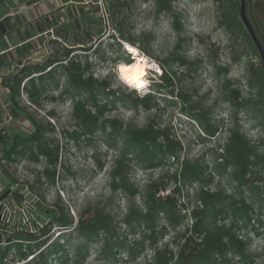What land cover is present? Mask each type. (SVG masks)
I'll return each instance as SVG.
<instances>
[{
	"label": "trees",
	"instance_id": "1",
	"mask_svg": "<svg viewBox=\"0 0 264 264\" xmlns=\"http://www.w3.org/2000/svg\"><path fill=\"white\" fill-rule=\"evenodd\" d=\"M137 1L89 0L88 4H83L82 0H65L72 7L67 8L66 16L60 20L61 24L53 30V39L46 45L48 52L41 57H34L30 53L28 62L20 63L21 67L15 75L5 79L4 85L15 101V115L26 119L32 131L27 135L15 133L11 138L0 132V161H4L6 167L7 164L15 163V158L18 157L32 162H39L42 158L45 167L36 174L32 183L21 185L19 189H15V179H12L11 192L2 203L11 209H24L29 199L36 200L40 206L44 199L41 194L37 196L33 193L35 185L41 186L42 178L50 184L55 182L59 147L46 137L52 130V125L35 121L19 106V100L25 95L31 105L41 108L44 95L51 89H58L59 78H62L65 85L61 94L73 99L72 120L81 128L83 134L92 135L97 131L105 133L111 128L110 135L123 141L124 148L120 150L109 173L112 192L121 191L130 198L138 192L129 180L130 155L151 165L161 164L169 158L178 163L179 169L171 177L175 185L170 192L162 195L168 186L162 178L149 182L142 192L141 207L131 202L121 221L129 228L137 226L143 229L141 244L145 242L153 250L152 258L144 264H252L253 255L248 251L249 245L237 232L240 227L246 228L251 221L252 207L243 196V191L247 190L252 200L256 192L254 182L260 179L249 177L254 174V170H264V137L260 139L258 147H255L238 127L230 129L227 141L222 147V154L219 155L221 163L216 164L215 170L224 174L231 169L230 177L236 185L231 194L220 189L209 192L206 189L209 178L205 169L198 162L188 159L179 161L182 146L170 138L167 129L156 128L151 122L141 128L121 124L115 129V120L103 118L106 105H100L97 97L114 96L115 91L110 89L106 80L93 78L88 55L100 51V39L107 33L109 47L122 49V46L128 44L136 47L142 54L151 56L150 46L154 39L152 34H134L132 12ZM213 1L217 27L227 34L234 50L239 51L232 62L236 63L249 54L256 55L260 60L256 66L253 63L246 65L247 98H242L237 88L231 89L228 80L223 85L226 88L225 98L235 111L253 112L260 119L264 130V64L240 20V0ZM153 3L157 14H168L172 17L173 27L180 36L182 28L178 15L173 10V0H153ZM105 21L109 26L108 31ZM123 63H129V60L125 59ZM175 64L187 67L186 74H189L193 65L185 59L179 41L166 60L159 62L161 75L160 83H155L156 91L133 98L131 102L136 107L149 109L155 106L154 93L166 89L173 95L174 80L177 78L172 70ZM179 97L185 101L186 96L182 92ZM195 109L193 107V111ZM190 115L202 124V115ZM203 128L213 135L214 131L210 127ZM71 137L75 138L76 134ZM192 183H197L199 190L195 196L196 204L189 211L180 201V186ZM22 215L20 221L25 222L23 218L26 215L24 212ZM27 218L31 222L32 232L19 225L9 227L0 224V264H15L29 257L26 264H46L51 253L57 254L63 249L57 243H50L42 249L53 228L70 230L80 239L75 245L73 258H68L65 250L60 257L65 261H73L74 264H79L81 252L94 243H100V252L105 255L115 235L114 219L106 206L84 210L76 223L73 216L58 202L51 205L50 209H30ZM160 219L164 220V225L158 230ZM185 220H190V225L183 231H177ZM166 228L174 233L171 241L174 249L170 248V244L157 246L156 235L162 236ZM11 252H14V256H11Z\"/></svg>",
	"mask_w": 264,
	"mask_h": 264
},
{
	"label": "rangeland",
	"instance_id": "2",
	"mask_svg": "<svg viewBox=\"0 0 264 264\" xmlns=\"http://www.w3.org/2000/svg\"><path fill=\"white\" fill-rule=\"evenodd\" d=\"M82 1L83 4L89 3V0ZM172 5L182 28L180 36L173 27L170 15L155 12L153 0H138L134 4V34H152L154 39L150 46L151 56L142 54L136 47L128 44L122 46V49L109 47L107 33L100 39V51L88 55V61L91 63L90 73L97 80H106L115 95H100L97 100L100 105H106L103 118L117 122L115 129L121 124L141 128L148 122L156 128L167 129L170 138L182 146L179 161L188 159L198 162L205 169L209 178L206 189L209 192L220 189L226 194H231L236 185L230 177L231 169L224 174L215 170L216 164L221 163L219 155L222 154L229 130L238 127L255 147H258L260 139L264 137V130L260 119L253 112L235 111L231 107L225 98L226 88L223 85L228 80L231 89L237 88L240 96L247 98L246 65L253 63L256 66L260 60L256 55L249 54L241 57L236 63L232 62L239 51L234 50L227 34L217 27L213 0H173ZM245 15L264 48V0H245ZM104 25L108 31L106 21ZM178 41L185 59L193 63L191 71L186 74L187 67L173 65L172 70L177 77L174 80V94H169L165 89L153 94L155 106L149 109L136 107L131 99L156 91L155 83H160L161 75L159 62L166 60ZM139 57L146 59L147 69L141 80L130 83L122 75V67L136 63ZM125 59H128L129 63H123ZM59 83L58 89H51L44 95L41 108L31 105L25 95L19 100V106L35 121L52 125V130L46 137L59 147L55 182L50 184L42 178L41 186L36 184L33 193L43 196V204L39 206L36 200L28 199L24 209L15 208L12 222L0 224L29 228L31 222L29 217H26L30 209H50L55 202L73 216L75 223L84 210L106 206L114 219L115 233L107 253L103 255L100 252V243L91 244L81 252L79 264H144L152 258L153 250L145 242L141 244L143 229L137 226L129 228L121 221L131 202L141 207L142 192L149 182L162 178L168 185L162 195L170 192L175 185L171 177L178 171V163L169 158L161 164L151 165L130 155L129 180L138 192L133 198L121 191L112 192L109 173L120 150L124 148L123 141L110 135L111 128L105 133L97 131L92 135H84L72 120L73 99L61 94L65 80L59 78ZM180 92L186 96L185 101L179 97ZM193 107L196 108L194 111ZM190 113L202 115V124ZM203 127H210L214 131L213 135L208 134ZM31 131L32 128L27 122L15 126V133L27 135ZM72 134H76V137L72 138ZM6 167L13 174L15 189H19L21 185L32 183L36 174L43 171L45 163L42 158L39 162H32L18 157L15 158V163L7 164ZM253 173L249 178L260 180L254 182L256 192L252 200L250 193L243 191V196L252 207L251 221L246 228L240 227L237 233L249 245L248 251L253 255L252 264H264V170L257 169ZM198 190L197 183L180 186V201L189 211L196 204L195 196ZM23 212L26 215L23 218L25 222L20 221ZM190 223V220H185L177 231H183ZM162 225L164 220L160 219L158 230ZM173 234L170 228H166L162 236L157 234V246L170 244V248L174 249L171 242ZM79 241L72 231L53 228L42 249L50 243L62 245L63 249L57 254L51 253L46 264H74L73 261H65L60 257L65 250L67 257L73 258L75 245ZM11 256H14V252H11ZM29 259L30 257L15 264H26Z\"/></svg>",
	"mask_w": 264,
	"mask_h": 264
},
{
	"label": "crops",
	"instance_id": "3",
	"mask_svg": "<svg viewBox=\"0 0 264 264\" xmlns=\"http://www.w3.org/2000/svg\"><path fill=\"white\" fill-rule=\"evenodd\" d=\"M68 7L72 5L65 0H0L1 134L11 138L15 126L28 123L15 115V101L4 85L5 79L15 75L20 63L28 62L29 55L41 57L48 52L47 42L53 39V30L61 24ZM12 179L13 174L0 161V196L12 188Z\"/></svg>",
	"mask_w": 264,
	"mask_h": 264
},
{
	"label": "water",
	"instance_id": "4",
	"mask_svg": "<svg viewBox=\"0 0 264 264\" xmlns=\"http://www.w3.org/2000/svg\"><path fill=\"white\" fill-rule=\"evenodd\" d=\"M239 16L240 20L244 25V28L246 29L248 35L250 36L257 52L264 64V48L262 47L253 27L251 26L250 22L248 21L246 15H245V0H240V6H239ZM11 189H8L0 196V223L2 219V209H3V203L2 201L10 194Z\"/></svg>",
	"mask_w": 264,
	"mask_h": 264
},
{
	"label": "bare ground",
	"instance_id": "5",
	"mask_svg": "<svg viewBox=\"0 0 264 264\" xmlns=\"http://www.w3.org/2000/svg\"><path fill=\"white\" fill-rule=\"evenodd\" d=\"M131 51L136 52L135 49L130 48ZM147 61L143 57H139L136 63L130 64L128 66L122 67L121 73L128 80V82L133 83L142 79L145 71L147 69Z\"/></svg>",
	"mask_w": 264,
	"mask_h": 264
},
{
	"label": "built area",
	"instance_id": "6",
	"mask_svg": "<svg viewBox=\"0 0 264 264\" xmlns=\"http://www.w3.org/2000/svg\"><path fill=\"white\" fill-rule=\"evenodd\" d=\"M15 213V208L11 209L8 206L3 204V209H2V219H1V223L2 222H12L13 221V214ZM30 226V225H29ZM30 232L33 231V228L30 226L29 228H27Z\"/></svg>",
	"mask_w": 264,
	"mask_h": 264
}]
</instances>
